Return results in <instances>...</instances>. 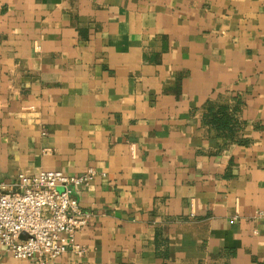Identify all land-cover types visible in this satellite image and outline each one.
Segmentation results:
<instances>
[{"label":"crops","instance_id":"1","mask_svg":"<svg viewBox=\"0 0 264 264\" xmlns=\"http://www.w3.org/2000/svg\"><path fill=\"white\" fill-rule=\"evenodd\" d=\"M89 169L53 264H264V0H0L2 180Z\"/></svg>","mask_w":264,"mask_h":264},{"label":"built area","instance_id":"2","mask_svg":"<svg viewBox=\"0 0 264 264\" xmlns=\"http://www.w3.org/2000/svg\"><path fill=\"white\" fill-rule=\"evenodd\" d=\"M95 171L67 176L58 171L19 174L11 183L0 176V244L14 259L53 264L71 250L82 257L85 249L75 235L91 214L81 211L74 190L88 184ZM258 218L264 220V213Z\"/></svg>","mask_w":264,"mask_h":264},{"label":"trees","instance_id":"3","mask_svg":"<svg viewBox=\"0 0 264 264\" xmlns=\"http://www.w3.org/2000/svg\"><path fill=\"white\" fill-rule=\"evenodd\" d=\"M238 110V106L229 107L209 103L205 117L206 123L219 137L229 142L242 143L239 132L242 130L243 124L237 119Z\"/></svg>","mask_w":264,"mask_h":264}]
</instances>
